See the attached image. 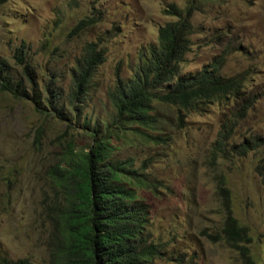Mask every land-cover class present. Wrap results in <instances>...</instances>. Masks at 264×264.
I'll return each instance as SVG.
<instances>
[{"label":"rangeland","instance_id":"1","mask_svg":"<svg viewBox=\"0 0 264 264\" xmlns=\"http://www.w3.org/2000/svg\"><path fill=\"white\" fill-rule=\"evenodd\" d=\"M189 1L0 0L2 78L18 88L16 95L1 88L0 77V257L49 264L57 212L65 203L57 177L67 143L87 150L91 127L104 132L114 114L108 91L118 77L129 79L141 53L157 44L159 27L174 19L163 8L174 3L183 10ZM195 1L199 10L191 17L181 72L195 74L222 59V76L246 75L244 97L181 110V121L175 107L154 102L156 126L111 125L118 132L111 158L131 160L129 167L146 178L148 185L134 189L148 206L149 239L163 251L154 264H240L239 253L214 238L224 220L217 176L230 190L233 216L247 227L252 257L264 264V184L255 171L264 158V0ZM89 18L93 22L73 30ZM87 43L104 60L86 94L73 99L75 69ZM21 46L39 104L15 58ZM247 97L252 101L240 117ZM137 129L161 140L149 141ZM226 131L229 153L212 159L213 145ZM242 142L249 146L246 154L231 151Z\"/></svg>","mask_w":264,"mask_h":264},{"label":"trees","instance_id":"2","mask_svg":"<svg viewBox=\"0 0 264 264\" xmlns=\"http://www.w3.org/2000/svg\"><path fill=\"white\" fill-rule=\"evenodd\" d=\"M198 4V1L190 0L183 10L174 3L163 8V13L174 19L159 27L157 44H151L141 53L129 79L118 77L108 91V99L114 110L112 122L105 123L103 133L98 127H91L93 141L87 150H77L71 142L67 143L64 166L59 167L57 177V183L64 189L65 203L57 212V234L51 245L49 264H154V259L161 256L162 248L149 239L146 231L148 206L139 201L134 189L148 183L142 174L129 167V164L132 166L131 160H112L113 145L110 142L118 132L111 129V125L119 129L143 127L144 130L156 126L158 118L151 111L154 102L175 107L181 121V110L200 108L216 100H241L244 97L246 75L222 76V59L202 67L198 73H181L180 63L190 50V35L193 32L191 17L194 11L199 10ZM89 22H93V19L81 20L73 30L77 31ZM84 50L81 62L75 69L71 91L73 99L86 94L96 67L104 60L93 43H87ZM15 58L22 64V71L31 83L33 102L39 104L41 99L34 92L36 82L33 68L25 63L22 46L16 48ZM0 77L3 80L1 88L16 95L18 88L13 89L10 81L2 78L1 67ZM247 99L240 106V117L246 114L252 101L251 97ZM46 101L52 105L50 98ZM136 131L149 141L157 143L161 140V137L146 131ZM228 133H219L211 150L212 159L219 153H229L225 143ZM248 149L244 142L231 147V151L237 155L246 154ZM255 171L264 184V158L259 160ZM216 181V194L222 203L224 220L220 235L214 238H220L236 250L240 264H257L248 247L251 237L247 227L239 224L232 214L230 190L221 176H217ZM0 264L32 263L28 258L12 261L0 257Z\"/></svg>","mask_w":264,"mask_h":264},{"label":"clouds","instance_id":"3","mask_svg":"<svg viewBox=\"0 0 264 264\" xmlns=\"http://www.w3.org/2000/svg\"><path fill=\"white\" fill-rule=\"evenodd\" d=\"M182 73V72H181ZM182 74H184V73H182Z\"/></svg>","mask_w":264,"mask_h":264}]
</instances>
